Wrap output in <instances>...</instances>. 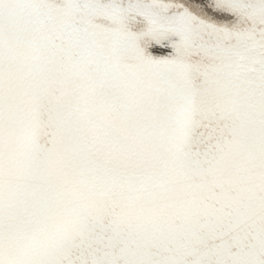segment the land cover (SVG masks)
<instances>
[{
    "label": "snow or ice",
    "instance_id": "snow-or-ice-1",
    "mask_svg": "<svg viewBox=\"0 0 264 264\" xmlns=\"http://www.w3.org/2000/svg\"><path fill=\"white\" fill-rule=\"evenodd\" d=\"M0 264H264V0H0Z\"/></svg>",
    "mask_w": 264,
    "mask_h": 264
}]
</instances>
